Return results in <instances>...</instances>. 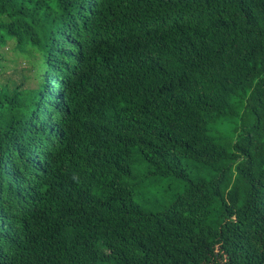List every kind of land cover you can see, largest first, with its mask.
<instances>
[{
    "label": "trees",
    "instance_id": "trees-1",
    "mask_svg": "<svg viewBox=\"0 0 264 264\" xmlns=\"http://www.w3.org/2000/svg\"><path fill=\"white\" fill-rule=\"evenodd\" d=\"M0 264H264V0H0Z\"/></svg>",
    "mask_w": 264,
    "mask_h": 264
},
{
    "label": "rangeland",
    "instance_id": "rangeland-1",
    "mask_svg": "<svg viewBox=\"0 0 264 264\" xmlns=\"http://www.w3.org/2000/svg\"><path fill=\"white\" fill-rule=\"evenodd\" d=\"M14 53L11 51L10 46L5 48V63H6V75L11 76L15 81L20 82L22 78V70L28 68L23 59H17L16 63L14 60ZM28 75L30 74L32 78L34 77V72L29 70L26 71ZM32 81V80H31ZM32 81L30 84H34ZM136 175L138 176V185L136 189V196L134 200L137 204L143 206L144 208L156 211V204L164 199L163 195L169 196L175 193H179L183 190L185 183L179 182L174 178H161L154 175H147L148 170L144 168L135 169ZM208 177L205 171L193 172L192 177L196 179L197 177Z\"/></svg>",
    "mask_w": 264,
    "mask_h": 264
}]
</instances>
